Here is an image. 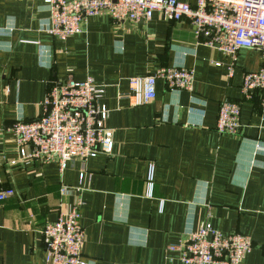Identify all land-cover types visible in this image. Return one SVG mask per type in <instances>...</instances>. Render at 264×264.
<instances>
[{"label":"crops","instance_id":"obj_1","mask_svg":"<svg viewBox=\"0 0 264 264\" xmlns=\"http://www.w3.org/2000/svg\"><path fill=\"white\" fill-rule=\"evenodd\" d=\"M48 21L42 0H0V189L14 190L0 202V264H49L42 229L78 198L88 264H184L168 246L204 221L250 236L245 264H264V91L242 92L245 74L262 66L261 51L241 49L230 77L232 58L188 20L156 14L118 24L104 14L66 40L46 31ZM173 65L194 70L191 91L158 80L147 104L119 98L130 77ZM89 77L106 86L113 153L75 159L63 172L56 162L11 165L19 156L12 125L40 116L54 80ZM223 100L240 104L238 135L216 129ZM150 164L153 197L146 194Z\"/></svg>","mask_w":264,"mask_h":264},{"label":"built area","instance_id":"obj_2","mask_svg":"<svg viewBox=\"0 0 264 264\" xmlns=\"http://www.w3.org/2000/svg\"><path fill=\"white\" fill-rule=\"evenodd\" d=\"M42 1L49 10L46 31L61 40L84 32L89 18L104 14L118 24L149 21L156 14L170 22L188 20L194 33L206 44L232 58L230 77L241 49L260 50L262 66L245 74L242 92L250 97L253 91H264V0H197L195 5L181 0ZM158 80H163L171 90L191 91L194 70L173 65L160 67L145 76L130 77L129 91L120 93L119 98L128 99L131 106L147 104L156 97ZM105 92L106 86L97 84L91 77L84 81L54 80L42 103L40 116L33 120L19 118L12 125L19 156L9 163L56 162L63 172L75 159L111 155L115 142L113 130L105 124L110 113L102 101ZM240 116L238 102L223 100L216 123L218 133L240 134ZM146 184L147 196L153 197L155 164L149 165ZM68 191V187L62 186L61 193ZM13 194L12 188L0 189V202ZM82 205L78 198L67 212H61L55 221L43 227L49 264H88L83 254L86 234L81 223ZM253 247L250 236L241 232L224 234L209 221L201 222L197 229L187 231L179 243L168 246L169 250L180 252L184 264H245Z\"/></svg>","mask_w":264,"mask_h":264}]
</instances>
